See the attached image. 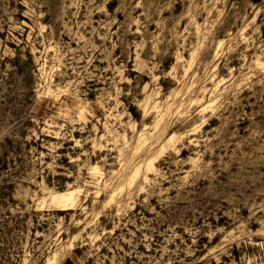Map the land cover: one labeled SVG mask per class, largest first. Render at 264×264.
<instances>
[{"label": "rangeland", "instance_id": "374dc122", "mask_svg": "<svg viewBox=\"0 0 264 264\" xmlns=\"http://www.w3.org/2000/svg\"><path fill=\"white\" fill-rule=\"evenodd\" d=\"M0 264H264V0H0Z\"/></svg>", "mask_w": 264, "mask_h": 264}, {"label": "bare ground", "instance_id": "6f19581e", "mask_svg": "<svg viewBox=\"0 0 264 264\" xmlns=\"http://www.w3.org/2000/svg\"><path fill=\"white\" fill-rule=\"evenodd\" d=\"M71 196L72 194H69V195L59 194L55 196V199L56 200H64V199L69 200Z\"/></svg>", "mask_w": 264, "mask_h": 264}]
</instances>
